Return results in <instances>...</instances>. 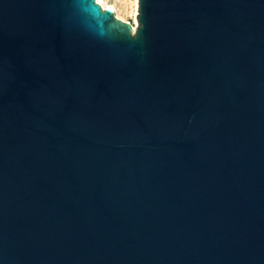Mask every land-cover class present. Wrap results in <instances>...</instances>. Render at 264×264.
<instances>
[{
  "label": "water",
  "instance_id": "water-1",
  "mask_svg": "<svg viewBox=\"0 0 264 264\" xmlns=\"http://www.w3.org/2000/svg\"><path fill=\"white\" fill-rule=\"evenodd\" d=\"M0 0V264H264V0Z\"/></svg>",
  "mask_w": 264,
  "mask_h": 264
},
{
  "label": "rangeland",
  "instance_id": "rangeland-1",
  "mask_svg": "<svg viewBox=\"0 0 264 264\" xmlns=\"http://www.w3.org/2000/svg\"><path fill=\"white\" fill-rule=\"evenodd\" d=\"M103 9H113L115 16L125 22H130L136 29L139 0H97Z\"/></svg>",
  "mask_w": 264,
  "mask_h": 264
},
{
  "label": "bare ground",
  "instance_id": "bare-ground-1",
  "mask_svg": "<svg viewBox=\"0 0 264 264\" xmlns=\"http://www.w3.org/2000/svg\"><path fill=\"white\" fill-rule=\"evenodd\" d=\"M113 10V9H112ZM135 29V28H134Z\"/></svg>",
  "mask_w": 264,
  "mask_h": 264
}]
</instances>
